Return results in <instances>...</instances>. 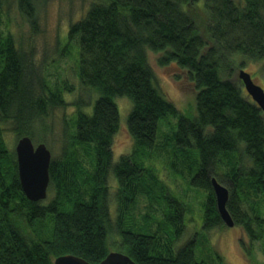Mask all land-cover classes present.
Returning <instances> with one entry per match:
<instances>
[{
  "label": "trees",
  "instance_id": "16d2710c",
  "mask_svg": "<svg viewBox=\"0 0 264 264\" xmlns=\"http://www.w3.org/2000/svg\"><path fill=\"white\" fill-rule=\"evenodd\" d=\"M18 6L35 29L32 0H18ZM71 39L78 43L77 77L91 96L74 102L72 130L60 156L51 157L44 200L24 195L14 148L0 127V264H53L64 254L98 264L109 252L112 229L115 246L135 264H208L195 258V238L174 246L185 206L150 164L159 123L168 117L176 123L162 148L173 156L170 165L177 162L192 174L189 186L204 192L202 227L224 224L210 182L215 177L228 189L234 226L250 242H263L264 253V115L234 75L243 69L242 58L264 59V0H91L69 24L65 47ZM149 52L161 54V67L173 64L184 72L195 92L194 111L180 112L156 85ZM117 97L131 103L126 132L133 147L113 163ZM64 104L60 87L42 80L13 36L0 30V122L13 120L16 136L32 139L33 123ZM242 154L250 159L247 166L240 164ZM109 175L117 185L113 222ZM138 195L163 208L153 232L147 223L121 227ZM239 244L250 264H259L250 247Z\"/></svg>",
  "mask_w": 264,
  "mask_h": 264
},
{
  "label": "rangeland",
  "instance_id": "374dc122",
  "mask_svg": "<svg viewBox=\"0 0 264 264\" xmlns=\"http://www.w3.org/2000/svg\"><path fill=\"white\" fill-rule=\"evenodd\" d=\"M90 1L32 0L36 20L35 29H32L20 11L18 0H2L0 3V30L3 33L9 32L13 36L16 45L28 57L32 69L39 72L42 80L47 81L50 86L60 87L63 94L65 104L49 108L41 120L34 122L32 126L34 144L40 142L39 139L42 138V142L46 144L53 158L59 157L62 147L68 143V134L72 130V120L75 115L74 102L90 95L88 89L82 88L77 77L75 57L77 41L71 39L70 46L65 47L64 45L67 43L66 36L69 24L82 16ZM160 55V53H148V62L154 73L156 85L180 112L194 111L195 92L191 84L185 79L184 72L178 70L173 64L168 67L158 65L157 58ZM242 64V68L248 71L254 81L264 88V59L254 61L242 58ZM237 69L234 71L235 78L237 77ZM174 75H178L180 80L175 81ZM239 83L242 84L241 81ZM95 98L90 105H88L90 103L88 101L87 106L83 109H91ZM115 102L119 112V127L111 147L113 163L117 162L121 155L129 154L133 147V139L126 132V120L131 107L130 100L126 97H117ZM175 123L176 118L174 117H168L159 123L156 138L157 146L150 163L158 178L167 185L172 196L180 199L185 206L183 230L174 240V246L180 247L189 239L195 238L194 255L197 260L207 261L208 264H221L214 255L216 252L221 257L223 264H250L240 247L239 242L241 240L245 247H250L255 261L264 264L263 242H250L239 226L227 227L222 224L220 227L209 230L202 227L204 192H197L189 186L188 181L192 174L189 176L188 170L177 162L173 166L170 165L173 156L168 149L162 148L165 143V135L171 132ZM0 127L8 146L14 148L18 137L13 129V120L0 122ZM81 158L88 165L89 159L85 156H81ZM240 158L239 161L242 166L249 164L250 159L247 156L242 154ZM108 184L107 204L113 222L116 216L117 204L114 194L117 191V185L112 175L108 177ZM162 209L161 204L155 201L151 202L143 195H138L131 213L125 218L121 227L123 229L131 228L132 224L138 228L147 223L149 230L153 232L157 229L158 221L162 220ZM262 217L264 218V212ZM161 232L159 229L157 234L160 235ZM162 235L166 237V234L163 233ZM117 239L118 235L112 229L108 236L109 251H120L115 246Z\"/></svg>",
  "mask_w": 264,
  "mask_h": 264
},
{
  "label": "water",
  "instance_id": "95a60500",
  "mask_svg": "<svg viewBox=\"0 0 264 264\" xmlns=\"http://www.w3.org/2000/svg\"><path fill=\"white\" fill-rule=\"evenodd\" d=\"M237 76L248 95L255 104L262 110L264 115V88L256 83L249 72L239 69ZM16 157L17 174L21 189L27 199L41 201L47 196L49 186V163L51 152L43 142L34 144L28 135L19 137L14 146ZM212 191L216 203V209L223 223L234 226V222L226 209L228 189L219 183L215 177L210 179ZM53 264H91L83 258L64 254L56 256ZM98 264H135L125 253L120 251H109Z\"/></svg>",
  "mask_w": 264,
  "mask_h": 264
}]
</instances>
